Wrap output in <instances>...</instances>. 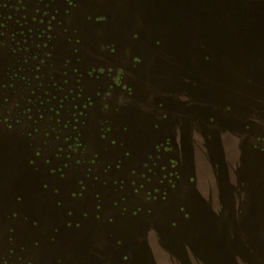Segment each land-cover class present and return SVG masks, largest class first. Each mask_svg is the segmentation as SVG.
Listing matches in <instances>:
<instances>
[{
    "label": "rangeland",
    "instance_id": "obj_1",
    "mask_svg": "<svg viewBox=\"0 0 264 264\" xmlns=\"http://www.w3.org/2000/svg\"><path fill=\"white\" fill-rule=\"evenodd\" d=\"M0 264H264V0H0Z\"/></svg>",
    "mask_w": 264,
    "mask_h": 264
}]
</instances>
